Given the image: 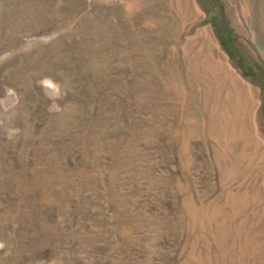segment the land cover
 Returning a JSON list of instances; mask_svg holds the SVG:
<instances>
[{
	"label": "rangeland",
	"instance_id": "374dc122",
	"mask_svg": "<svg viewBox=\"0 0 264 264\" xmlns=\"http://www.w3.org/2000/svg\"><path fill=\"white\" fill-rule=\"evenodd\" d=\"M176 3L0 0V264H258L239 184L264 195V158L239 180L192 58L251 91L264 143V0Z\"/></svg>",
	"mask_w": 264,
	"mask_h": 264
},
{
	"label": "bare ground",
	"instance_id": "6f19581e",
	"mask_svg": "<svg viewBox=\"0 0 264 264\" xmlns=\"http://www.w3.org/2000/svg\"><path fill=\"white\" fill-rule=\"evenodd\" d=\"M174 6L176 14L185 21L192 15L187 5V0H176ZM185 5V6H184ZM209 50L199 46L195 58H192L193 68L202 72V77L206 79V97L209 103L208 119L210 134L223 142L237 140L235 146L239 150V156L235 163L239 162V180L249 167L256 166L264 158V143L252 138L250 131L251 111L254 108V100L251 91L231 76L223 64L218 61H211ZM225 94V95H224ZM222 100H229V106L234 114H225V105ZM215 137V136H214ZM218 141V140H217ZM226 147L229 144L225 143ZM232 149V148H230ZM228 148L227 152L232 153ZM229 155V154H228ZM239 159V161H238ZM261 192V191H260ZM264 195L256 189L252 195L241 194L239 184V249L240 259L255 260L258 264L264 262V234L257 232L255 212L250 210V206L260 207L264 213ZM264 215V214H263ZM251 224L247 227L246 224ZM247 256V258L245 257ZM244 258V260L242 259Z\"/></svg>",
	"mask_w": 264,
	"mask_h": 264
}]
</instances>
